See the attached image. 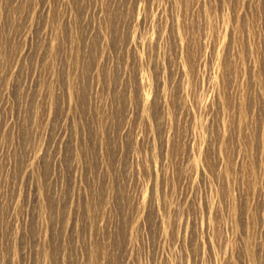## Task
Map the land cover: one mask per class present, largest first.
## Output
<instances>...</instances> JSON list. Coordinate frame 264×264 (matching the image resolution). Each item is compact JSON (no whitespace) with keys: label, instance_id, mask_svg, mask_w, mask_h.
I'll use <instances>...</instances> for the list:
<instances>
[{"label":"rangeland","instance_id":"1","mask_svg":"<svg viewBox=\"0 0 264 264\" xmlns=\"http://www.w3.org/2000/svg\"><path fill=\"white\" fill-rule=\"evenodd\" d=\"M0 264H264V0H0Z\"/></svg>","mask_w":264,"mask_h":264}]
</instances>
